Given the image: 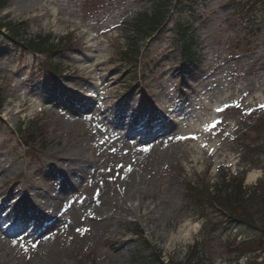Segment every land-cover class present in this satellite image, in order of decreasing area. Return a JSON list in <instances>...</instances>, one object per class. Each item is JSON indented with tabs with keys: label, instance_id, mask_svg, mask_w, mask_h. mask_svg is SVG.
Wrapping results in <instances>:
<instances>
[{
	"label": "rangeland",
	"instance_id": "rangeland-1",
	"mask_svg": "<svg viewBox=\"0 0 264 264\" xmlns=\"http://www.w3.org/2000/svg\"><path fill=\"white\" fill-rule=\"evenodd\" d=\"M164 1L169 6L163 30L135 40L128 26L153 12L149 0H0V25L27 28L20 31L22 44L44 36L64 40L56 62L66 68V77L52 80L39 74L30 82L33 57L0 44V88L6 97L0 114V206L12 190L23 192L36 204L27 219L35 217L40 228L24 240L0 233V264H138L141 252L156 251L183 264L194 242L203 243L201 263L231 264L232 249L242 239L232 244L233 233L204 236L202 224L182 206V184L213 183L220 170L245 173L244 186L264 177V169L240 164L233 142L237 132H245V139L264 144V108L258 107L264 105V4L255 8L248 0H200L187 35L205 59L196 66L181 57L173 0ZM37 4L43 8L35 9ZM248 4V12L234 13L233 8ZM132 45L136 48L130 51ZM134 51L141 61L157 62L144 83L140 73L135 77L130 70ZM91 77L105 83L102 96L112 95L129 111L140 109L144 121L160 122L165 141L158 150L136 146L122 153L115 142L120 129L109 125L114 108L98 115L94 124L100 108L81 120L87 121V132L73 124L72 95L88 94L85 79ZM38 85L46 90L36 95L54 103L59 97L60 102L44 106L47 102L29 91ZM237 102L240 107L216 111ZM247 109L252 111L243 115ZM188 112L195 117L183 116ZM167 117L172 123L166 130L172 133L165 130ZM214 120L221 123L206 131ZM35 124L43 126L42 134L30 147L14 131ZM189 133L196 138L176 142L175 135ZM83 160L90 167L79 170ZM74 168L75 177L57 175ZM64 182L73 184L72 190L65 191ZM262 259L258 264H264Z\"/></svg>",
	"mask_w": 264,
	"mask_h": 264
},
{
	"label": "trees",
	"instance_id": "trees-1",
	"mask_svg": "<svg viewBox=\"0 0 264 264\" xmlns=\"http://www.w3.org/2000/svg\"><path fill=\"white\" fill-rule=\"evenodd\" d=\"M153 12L151 14H143L137 20L132 21L127 31L133 34V39L142 40L147 36H152L163 30L165 25V14L168 11V1L164 0H149ZM195 0H173L171 9H173L177 28L178 39L184 40L185 35L189 31V17L195 9ZM251 4L258 7L264 4V0H249ZM4 29L5 34H1L2 40L15 47L29 50L32 55H44L48 57L56 53L62 44L60 40L56 43L50 37H37L29 39L25 45L18 39L23 38L20 33H25L27 28L20 30L19 25L5 24L0 25V29ZM21 31V32H20ZM134 40V41H135ZM25 41V40H24ZM136 46V42H133ZM133 45L130 51L133 50ZM136 48V47H134ZM183 55L189 60L195 58L193 53L195 49L192 43H187L183 48ZM135 52V51H134ZM132 53V60L135 63L137 52ZM126 55V54H125ZM136 64V63H135ZM41 65L48 71L59 73L62 71L56 63L49 60L48 63ZM5 101V95L0 89V110ZM41 128L37 125L30 129L20 127L17 132L21 139L27 144H35L41 135ZM236 152L240 155L241 163L250 165L253 169H264V144L257 146L253 141L247 139L237 140ZM215 182L210 181H188L182 184L181 201L185 210H188L195 216L198 221L202 222L201 233L204 236L211 237L215 234L234 236L231 243L235 244V240L239 237L242 242L237 244L232 249L234 255L229 261H237L238 258L248 254L261 255L264 253V177L258 180L254 186H244L243 173L230 175L224 171H220ZM131 233L138 237L136 229L131 230ZM203 243L196 242L191 248L189 255L186 257L183 264H204L201 263L199 249ZM146 251H149L147 246ZM155 252V251H154ZM141 259L147 264H178L172 260L164 261V259L156 251L155 254L150 252L137 255L136 263L140 264ZM249 264H258L255 258Z\"/></svg>",
	"mask_w": 264,
	"mask_h": 264
},
{
	"label": "bare ground",
	"instance_id": "bare-ground-1",
	"mask_svg": "<svg viewBox=\"0 0 264 264\" xmlns=\"http://www.w3.org/2000/svg\"><path fill=\"white\" fill-rule=\"evenodd\" d=\"M38 8L40 9L43 7L42 6L40 7V5L37 4L35 9H38ZM35 9L30 8V10H34V11H35ZM109 101L110 102L108 103V106L110 108L116 107L115 102L111 101V97H109ZM92 102H94V99H91L88 101L89 104H91ZM81 104L86 105L83 100H80V101H77L76 107L80 106ZM142 115L143 114L141 113V111L135 112V114H133V113H128V111L125 109H121L119 111V115L116 116L117 119L113 122V124L115 126H120V125H124V124H129L131 126L132 124H135V122H137L138 120H141L143 118ZM147 123L151 124L152 122L149 119V120H147ZM86 164H88V162L86 160L81 161V163L78 166V169L82 170ZM75 171H76V168H74L72 170H65L63 172H59L57 175H59L60 177H63V176L75 177L77 174V173H75ZM70 172H73V174L70 175L69 174ZM250 178H253V176L250 175ZM68 185H70V184L64 182V188L65 189L67 188ZM133 187H134L133 188L134 191H136V186L133 185ZM17 196H18V199L16 200V202H14L15 199L17 198ZM20 199H22V200H20ZM32 209L33 208H32L31 202L28 200V196H24L18 190L14 189L11 191V193L9 194L7 199H4L3 204L0 207V212L5 213L4 220H6V222H9L11 220L13 222V225H16V224H20L22 222L24 223V218L27 217L26 216L27 213L29 211H31ZM16 212L21 213L22 215L17 216L16 214H18V213H16ZM109 218L110 217L108 216L107 219H109ZM30 231H32V230H30ZM0 232H2V231H0ZM6 232H8V230ZM187 233H188V237L191 238V236L193 234V230L187 231Z\"/></svg>",
	"mask_w": 264,
	"mask_h": 264
},
{
	"label": "snow or ice",
	"instance_id": "snow-or-ice-1",
	"mask_svg": "<svg viewBox=\"0 0 264 264\" xmlns=\"http://www.w3.org/2000/svg\"><path fill=\"white\" fill-rule=\"evenodd\" d=\"M113 27H115V25H113ZM105 31H108V29H105ZM233 106H235V107H240V104L237 102V103H235V104H233V105H228V104H226V105H224V107L223 108H217L216 109V111H217V113H221V112H223L226 108H229V107H233ZM258 107L259 108H264V105H258ZM252 111V109H247L246 110V112H245V114H248V113H250ZM221 123V121L220 120H214L211 124H209V125H207L206 126V131H212V129H214L218 124H220ZM213 134H215V133H213ZM176 139H178V140H180V139H187L188 137H175ZM192 139H195L196 137L195 136H193V137H191ZM203 147H207V145H202ZM113 151H114V149H113ZM121 168H123V166H120ZM109 171H111L110 169H109ZM77 231H81V229H77ZM85 231H86V229H85ZM35 246V245H34Z\"/></svg>",
	"mask_w": 264,
	"mask_h": 264
}]
</instances>
